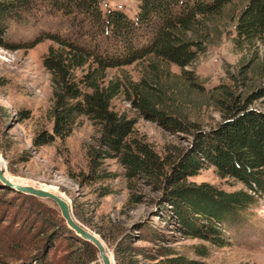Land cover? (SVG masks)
<instances>
[{
    "label": "trees",
    "instance_id": "1",
    "mask_svg": "<svg viewBox=\"0 0 264 264\" xmlns=\"http://www.w3.org/2000/svg\"><path fill=\"white\" fill-rule=\"evenodd\" d=\"M42 1L48 10L65 15L71 30L43 32L39 38L54 42L43 59L51 73L52 98L47 113L52 127L37 133L33 144L64 139L82 116L88 117L99 135L98 147L88 151L90 170L84 173V180L105 178L97 158H117L128 178L143 179L161 191L158 208H166L163 202H168L180 230L186 228L204 239L209 233L216 234L211 237L225 245L227 242L217 236L221 224L245 221L249 210L264 200V75L253 84L232 78V84L209 88L189 67L206 52L213 26L222 21L233 0H138L135 17L116 7L104 10V0ZM34 5L35 0H0V34L9 20L23 19V13L32 11ZM230 17L235 44L264 47V0H240ZM136 62L144 64L139 80L109 72ZM172 64L180 66L181 72H172ZM121 96L145 119L168 131L191 135V147L172 158L155 151L150 142L135 138L136 118L113 106L114 99ZM257 100L259 107H251ZM208 107H214L220 119L204 127L197 117ZM208 163L216 165L222 176L244 182L247 189L226 190L188 181ZM0 192L15 191L0 182ZM27 197L40 202V218L51 227L49 238L56 234L68 238L70 246L57 264H100L96 247L68 228L59 209L38 197ZM145 197L136 192L131 200L141 202ZM160 212L139 224V239L153 247L136 245L130 240L132 233H125L115 243L116 264H197L175 244L177 237L155 220ZM76 214L91 224L79 209ZM31 231L33 228L22 238L20 232L13 235L9 250L0 245V264H55L49 250L29 251L36 240L27 238ZM139 255L144 259H138Z\"/></svg>",
    "mask_w": 264,
    "mask_h": 264
},
{
    "label": "rangeland",
    "instance_id": "2",
    "mask_svg": "<svg viewBox=\"0 0 264 264\" xmlns=\"http://www.w3.org/2000/svg\"><path fill=\"white\" fill-rule=\"evenodd\" d=\"M239 1L233 0L222 21L216 22L206 52L200 54L189 67L196 71L206 87L219 83L232 84V78L234 82L243 78L253 84L264 75V47L261 44L243 47L233 40L230 16ZM102 7L104 10L109 7L124 9L135 17L139 1L104 0ZM23 15V19L9 20L5 31L0 34V165L6 174L14 181L61 191L81 223L102 237L106 235L108 239L103 238L113 254L116 241L128 232L132 233L130 240L136 245L153 247L152 243L139 239V224L158 210L161 211L160 216H155V220L177 237L175 244L197 264H264L263 198L258 207L249 210L245 221L239 220L234 225L221 224V232L217 236L227 243L219 245V240L212 238L216 234L208 232L209 238L204 239L194 236L186 228L180 230L182 226L177 223L171 205L163 202L166 208H158L161 191L155 190L143 179L128 178L126 169L117 158H97L105 178L99 182L84 180V173L90 170L88 151L98 147L99 135L88 117L82 116L64 139L58 138L42 146L33 144L37 133L52 127L47 113L52 98L51 73L44 66L43 59L54 42L48 38L39 41V38L43 32L68 33L71 27L65 15L48 10L42 0H35L33 10ZM143 67L142 62H136L109 69V72L139 80ZM171 70L180 73L181 67L172 64ZM259 105L257 100L251 107L258 108ZM113 106L136 118L133 136L150 142L161 155L169 154L175 158L191 147V135L168 131L157 122L145 119L124 96L114 99ZM197 118L204 127H210L220 119V115L214 107H208L201 109ZM188 181L207 182L226 190L247 189L244 182L222 176L217 166L211 163L198 174L190 176ZM136 192L146 195L143 201L131 200ZM41 201L58 210L52 201ZM39 203L18 192L0 194V245L9 250L8 245L14 242L13 235L20 232L19 237L22 238L33 228L27 238L34 236L36 240L29 251L36 252L39 248L49 250L50 259L57 264L56 260L70 244L67 237L59 234L49 238L51 227L40 218L42 208L39 209ZM76 209L91 224L84 223L76 214ZM203 251L207 254H200ZM138 259L144 258L139 255Z\"/></svg>",
    "mask_w": 264,
    "mask_h": 264
},
{
    "label": "water",
    "instance_id": "3",
    "mask_svg": "<svg viewBox=\"0 0 264 264\" xmlns=\"http://www.w3.org/2000/svg\"><path fill=\"white\" fill-rule=\"evenodd\" d=\"M0 181L1 183L15 192L32 195L40 199L52 201L60 210L61 216L66 222V225L78 237L93 244L101 261V264H116V259L104 240V238L97 232L90 229L88 226L81 223L73 213V207L68 198L61 192L39 187L31 183L17 182L12 177L6 174L5 169L0 166ZM113 258V261H112Z\"/></svg>",
    "mask_w": 264,
    "mask_h": 264
},
{
    "label": "bare ground",
    "instance_id": "4",
    "mask_svg": "<svg viewBox=\"0 0 264 264\" xmlns=\"http://www.w3.org/2000/svg\"><path fill=\"white\" fill-rule=\"evenodd\" d=\"M1 166V165H0ZM2 167V166H1ZM3 168V167H2ZM18 182V181H17ZM29 184V183H28ZM34 185H36V184H34ZM36 186H38V185H36ZM39 187H42V186H39ZM44 188H46V187H44ZM47 189H51V188H47ZM51 190H53V189H51ZM54 191H58V190H54ZM58 192H61V191H58ZM62 193V192H61ZM110 251V255H111V250H109ZM112 261H113V258H112Z\"/></svg>",
    "mask_w": 264,
    "mask_h": 264
}]
</instances>
